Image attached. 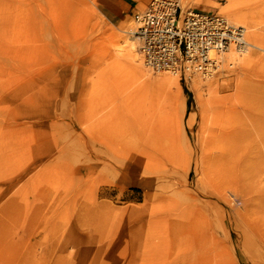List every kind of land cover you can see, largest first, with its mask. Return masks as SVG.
<instances>
[{
	"label": "rangeland",
	"instance_id": "obj_1",
	"mask_svg": "<svg viewBox=\"0 0 264 264\" xmlns=\"http://www.w3.org/2000/svg\"><path fill=\"white\" fill-rule=\"evenodd\" d=\"M126 1L0 0V264H264V0H180L243 30L208 78L147 68Z\"/></svg>",
	"mask_w": 264,
	"mask_h": 264
},
{
	"label": "built area",
	"instance_id": "obj_2",
	"mask_svg": "<svg viewBox=\"0 0 264 264\" xmlns=\"http://www.w3.org/2000/svg\"><path fill=\"white\" fill-rule=\"evenodd\" d=\"M134 34L144 63L154 70L211 73V52L240 44V27L218 14L181 5L178 0H150L133 13Z\"/></svg>",
	"mask_w": 264,
	"mask_h": 264
},
{
	"label": "bare ground",
	"instance_id": "obj_3",
	"mask_svg": "<svg viewBox=\"0 0 264 264\" xmlns=\"http://www.w3.org/2000/svg\"><path fill=\"white\" fill-rule=\"evenodd\" d=\"M180 2V0H179ZM143 10V9H141ZM141 10H137V11H141ZM135 11V12H137ZM132 18H133V14H132ZM134 22V20H133ZM135 24V23H134ZM131 34L129 35H132L131 37H134L135 40H137V37L134 34V30L133 31H130ZM240 34L242 35L241 37V42L240 44H231L226 50L230 49V47L234 46L235 48V51H244L247 47V42L244 40V36H243V30L241 28L240 30ZM138 46V44H137ZM130 50L131 51H134L135 50V46H132V44L130 45ZM220 51L218 53L216 52H211L210 55L211 57L214 58L215 60V63H216V67L212 70V72L210 73L208 71V73H203L202 71H199L201 74V76L203 78H208V77H211L213 76L217 71H218V67L220 65V62H221V59H220V53H225V51ZM230 51V50H228ZM140 59L142 60L143 64L151 69L152 71H156L158 72V70H154L152 69L151 67L147 66L141 55H140ZM176 72V71H174ZM173 72V73H174ZM221 115L220 111L216 110L215 111V115L213 116V128L211 131H210V138H209V141H208V145H207V148H206V154H207V167H208V171L210 173H221L222 169L224 168V164L226 162V158H225V155H226V142L224 140V132H223V125H224V121L221 120L222 117H219ZM221 121H222V124H221ZM104 144L105 146V149L108 150V147L106 146L105 143H102ZM57 199V198H56ZM77 226V225H76Z\"/></svg>",
	"mask_w": 264,
	"mask_h": 264
},
{
	"label": "crops",
	"instance_id": "obj_4",
	"mask_svg": "<svg viewBox=\"0 0 264 264\" xmlns=\"http://www.w3.org/2000/svg\"><path fill=\"white\" fill-rule=\"evenodd\" d=\"M130 3L126 0H102L100 7L103 14L112 21H117L127 13Z\"/></svg>",
	"mask_w": 264,
	"mask_h": 264
}]
</instances>
